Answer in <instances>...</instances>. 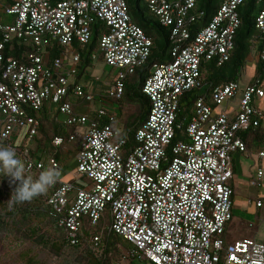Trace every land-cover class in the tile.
<instances>
[{
	"label": "built area",
	"instance_id": "obj_1",
	"mask_svg": "<svg viewBox=\"0 0 264 264\" xmlns=\"http://www.w3.org/2000/svg\"><path fill=\"white\" fill-rule=\"evenodd\" d=\"M146 1L170 28L174 46L172 59L155 64L144 83L152 105L135 133L133 147L123 151L127 139L121 126L100 124L99 117L107 114L105 107L88 114L79 109L82 102L70 99L71 91L83 101L95 99L94 91L71 84L70 77L81 62L73 44L90 41L96 19L109 27L99 43L104 61L118 69L104 97H120L127 76L148 60L153 39L132 19L126 0L5 1L4 11L14 20L0 18V137L10 138L27 127L24 139L33 142L41 121L31 111L53 104L67 123L79 126L67 141L77 143L74 180L59 177L49 203L64 213L60 223L74 231L73 236L86 217L97 224L110 215V229L132 244L118 264H127L131 257L151 264H264V240L245 236L229 241L226 236L234 216L232 154L248 150L241 133L261 122L256 101L264 96L262 79H253L244 88L239 81L219 84L210 90V98L199 96L186 138L175 141L181 126V96L202 85L203 61L215 59L220 65L230 59L245 0H224L212 20L194 35L190 26L199 17L198 0ZM256 25L264 61V6ZM13 38L36 45L26 52L27 60L7 53ZM55 44L73 48L68 68L63 65L64 55L50 60L46 47ZM238 94L236 115L214 111L213 103L236 99ZM52 143L59 148L66 140L56 135ZM257 154L264 158V139ZM26 163L29 172L62 168L54 155L46 161L31 157ZM250 181L264 186V166ZM256 205L264 208V195ZM94 239L98 245L99 235Z\"/></svg>",
	"mask_w": 264,
	"mask_h": 264
},
{
	"label": "trees",
	"instance_id": "obj_2",
	"mask_svg": "<svg viewBox=\"0 0 264 264\" xmlns=\"http://www.w3.org/2000/svg\"><path fill=\"white\" fill-rule=\"evenodd\" d=\"M126 1L132 19L153 39L151 54L144 64L138 66L135 72L130 73L127 76L125 80V90L120 97H104L100 85L98 86L100 91L94 92V98L99 101L106 99L111 100L114 104L118 103V106L113 104L112 107H105L108 115L100 116L99 122L101 125L110 123L114 127H122V136L127 139V143L123 146L124 152H127L130 147H133L136 144L135 133L138 127H140L148 118L151 110V98L143 91L144 83L151 75V70L155 64L167 62L172 59V49L174 46L173 39L170 36V28L162 24L156 14L155 18L146 15L147 10L152 12L149 3L146 0ZM223 1L224 0L197 1L195 11L199 13V17L196 21L192 22L190 26L192 35L198 33L202 27L206 26L212 20ZM263 6L264 3L261 0H245L240 6L241 25L236 31L235 48L233 49L229 60L220 65L215 59L203 61L202 69L204 80L202 85L186 91L181 96L178 116V122L181 123V126L177 128L175 141L181 138H186V125L188 119H190L194 113L195 102L199 96L208 94V97L210 98V90L215 86L226 84L231 81L241 82L251 52H253L254 59L259 65L257 74L251 79V81L256 78H261L264 86V61L260 56V50L262 47L260 38L261 33L256 25L257 16L262 11ZM91 29L92 36L89 42L85 44L74 42L73 44L74 49L81 55V62L78 66V72L75 74L77 78L75 81H71V84H82L85 89L89 88L88 82L90 80L93 82L99 80V78H91V76H87V72L92 66L91 63L94 59L100 56L101 59L104 60L99 43L102 33L107 31L109 27L104 20L96 19L92 23ZM33 49H36V45L25 43L18 38H13L7 44L6 51L8 54L25 61L27 60L26 52ZM46 50L50 53L51 61L58 56L64 55V68H68L71 64L73 48L71 49L55 44L54 46L46 47ZM99 51L101 52L100 55H98ZM84 76H87L86 80L82 81L81 78ZM71 95H73L72 91L70 93V99L72 100ZM78 99L81 100L79 97ZM213 105L215 108L220 104L213 103ZM115 110V118L111 119L110 115ZM31 113L38 116L41 121L39 132L33 141L35 143L34 148L31 147L32 142H28L26 139L18 141L17 137H19L21 133L19 134L17 132L10 138L2 139L0 137V143L4 145H10L12 143L15 147L23 148V151L21 152H24L23 159L25 162L31 157H36L45 161L48 159L49 155H54L57 158H60L62 147L56 148L53 145L52 141L54 137L56 135H62L65 137L67 143L70 134L79 129V126L67 123L65 118L62 119V111L56 104H53L50 107L45 106L39 111L33 110ZM260 114H262L260 118L261 122L242 132L248 149H251L253 145H260L264 139V128L262 123L263 113L260 111ZM41 170L42 169L34 168L30 173H36V175H38ZM0 182V207L4 211V213H0V228H2V230L9 227V221H6L5 219L6 216L15 218V216L20 214L25 220L30 222L34 219L40 220L49 217L54 222L57 229L62 231V237L51 241V243L49 242L53 251L61 258H67L70 252L82 253L88 258L87 264H118L124 258L125 252L130 251L132 248L131 243L125 241L119 234L110 229V215L104 216L97 224H93L92 221L86 217L81 230L73 236L74 231L60 223L64 213L58 212L49 203V197L56 185H53L50 192L46 194L45 203L37 204L35 201V203L32 201L36 199L35 197L31 200H26V202L10 201L12 193L15 190V183H13L9 177L2 174H0ZM6 195L10 196L9 201L5 199ZM233 201L235 202V192L233 193ZM230 221L227 224L226 236L229 241H232V239L229 238L230 235L228 233ZM31 230L33 232L37 231L33 228ZM96 235H99L100 237L98 245L95 244L94 237ZM29 261L30 264H42V261L37 258H31ZM136 261L137 259L131 257L127 264H133Z\"/></svg>",
	"mask_w": 264,
	"mask_h": 264
},
{
	"label": "rangeland",
	"instance_id": "obj_3",
	"mask_svg": "<svg viewBox=\"0 0 264 264\" xmlns=\"http://www.w3.org/2000/svg\"><path fill=\"white\" fill-rule=\"evenodd\" d=\"M146 15L152 18L156 17V15L149 10L146 11ZM11 17L12 15L10 14L4 15L3 20L5 22H10ZM100 54L101 52L99 51L98 55ZM91 64L92 66L89 68L87 76H91V78H99V80L96 82L90 80L88 82L89 89L94 92L100 91V88L98 87L100 85L102 88L101 92L104 93L105 90H107L106 88L108 87L109 82L118 72V69L114 66H111L110 64H107L103 59H101L100 56L94 59ZM255 65V62H250L246 67L242 77L243 82L248 80L253 75ZM86 77H82L81 80L85 81ZM76 78V75L71 76L70 80L75 81ZM71 97L76 103L79 101L82 102L83 104L79 109L88 114H92L93 110L99 109L101 106L112 107L114 104L111 100L106 99L103 101H99L98 99L83 101L82 99L79 100L74 94L71 95ZM114 105L118 106V103H115ZM256 106L263 113L262 122L264 124V99H258ZM62 115L65 118V114L62 113ZM26 131L27 127L21 129V134L19 137H17L18 141L24 139V134ZM31 144V147L34 148L35 143L32 142ZM76 144V142H70L62 146L60 158L62 161L68 162V164H66V168H68L70 172H72L77 165L75 148L77 146ZM0 145L4 144L0 143ZM10 146L14 147L23 157L24 152H21L23 151V148L15 147L12 143ZM251 164H253V162H251L250 165ZM246 167L248 168V165ZM65 171L66 170L63 172ZM247 173L248 175L250 174L249 171H247ZM33 175L35 176L36 173ZM239 177L242 180L239 182L240 190L238 194L235 195L236 205L234 206V219L232 222L233 225L229 230V238L233 239L234 237L242 236L248 232H258L259 230L260 232L256 233V235L258 234V239L260 240L264 234V208L259 209L256 205V198L258 196L260 187L252 185L249 182L250 179L247 177L245 178L243 175H239ZM80 181L81 183L86 182L84 179H80ZM51 189L52 186L47 192L35 196L37 200H32L33 203L36 202L37 204H44L46 201V194H48ZM9 197V195H6L5 199L9 201ZM250 198L254 199L252 203L249 201ZM0 213H4L1 207ZM5 219L6 221H9V227L5 230L0 228V264H30L29 259L31 258L40 259L42 264H87L88 258L82 253L70 252L67 258H61L53 251L49 242L51 243V241L62 237V231L57 229L56 225L49 217L40 220L34 219L32 222H30L25 220L22 215L18 214L15 216V218L6 216ZM32 228L36 229L37 231L33 232L31 230ZM133 264H151V262L137 260Z\"/></svg>",
	"mask_w": 264,
	"mask_h": 264
},
{
	"label": "crops",
	"instance_id": "obj_4",
	"mask_svg": "<svg viewBox=\"0 0 264 264\" xmlns=\"http://www.w3.org/2000/svg\"><path fill=\"white\" fill-rule=\"evenodd\" d=\"M5 1L6 0H0V18L1 19L4 18V15H7V13L4 11V3H5ZM13 20H14V16L12 15V17L10 18V21H13ZM250 62H255L256 63V65L254 67V73L248 80H246L244 82H243V78L241 79L240 83H241V87L242 88H244L251 81V79L254 76H256L257 70L259 68V65H258L257 61L254 59L253 52H251L249 54V62L247 64V66L249 65ZM263 83H264V79H263ZM239 97H240V94L237 95L236 99L235 98L234 99H230V100L226 101V104L224 102V103L218 105L217 107L214 108V111L215 112H220V111H223V110H227L228 112H230V114L232 116L236 115L237 114ZM258 99H264V96L262 98H258ZM258 99H257V101H258ZM257 101H256V103H257ZM61 118L64 119V116L61 115ZM2 127H3V113L0 110V131H1ZM263 128H264V124H263ZM260 145H253L251 147V149H248L247 151H235V152H233V154H232V158H233L232 159L233 177L231 178V185H232V187L234 189L235 195H237L239 190H240L239 182L242 179L239 177V175H243V176H245V178L247 177L248 179L251 180L253 175H255V173L257 172L258 167L260 165L264 166V158H261L257 154L258 153V149L260 148ZM75 148L77 150V146ZM59 160L61 161L60 163H61V166H62L61 171H60V176H59L60 179H62V180H72V179H74V175L76 173V167H75V169H73L72 172H70L69 169L66 168V164H68V162L62 161L61 158H59ZM251 162H253V164L250 165ZM247 165H248V168L246 167ZM244 168H245V170H244ZM64 170H66V171L63 172ZM247 171H249V173H250L249 175H248ZM249 182L251 183V181H249ZM262 195H264V186H260V190L258 192V196H257L256 200L259 197H261ZM253 200L254 199L250 198L249 201L252 203ZM233 203H234V206H235L236 204H235L234 201H233ZM259 209H261V208H259ZM233 219H234V216H233V218L230 221L229 230H230V228L233 225L232 224ZM259 232H260L259 230H258V232L257 231L256 232L255 231L254 232H248V233H246V234H244L242 236L234 237L232 240L240 238V237H245V236H254V237H256L258 239V234L256 235V233H259ZM229 235H230V233H229ZM260 240H264V234H263L262 239H260Z\"/></svg>",
	"mask_w": 264,
	"mask_h": 264
},
{
	"label": "clouds",
	"instance_id": "obj_5",
	"mask_svg": "<svg viewBox=\"0 0 264 264\" xmlns=\"http://www.w3.org/2000/svg\"><path fill=\"white\" fill-rule=\"evenodd\" d=\"M29 169L30 165L14 147L0 145V174L9 177L16 185L10 201L31 200L47 192L60 176L59 170L55 167H46L35 176Z\"/></svg>",
	"mask_w": 264,
	"mask_h": 264
}]
</instances>
